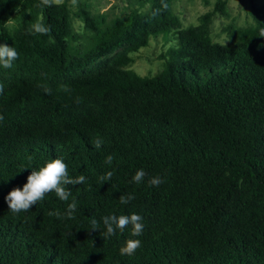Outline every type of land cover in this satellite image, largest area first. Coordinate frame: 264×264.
Here are the masks:
<instances>
[{
	"label": "trees",
	"instance_id": "trees-1",
	"mask_svg": "<svg viewBox=\"0 0 264 264\" xmlns=\"http://www.w3.org/2000/svg\"><path fill=\"white\" fill-rule=\"evenodd\" d=\"M133 1L111 25L80 5L93 42L78 50L66 1L0 0V43L19 53L0 67V264H264L263 8L219 44L212 14L183 29L178 0ZM151 38L169 46L163 69L141 77L128 66ZM56 157L85 182L67 186L68 201L52 192L27 212L9 211L5 196ZM153 176L164 183L149 186ZM123 194L135 199L121 205ZM132 213L143 217L140 236L131 225L110 238L89 228ZM128 239L142 246L122 256Z\"/></svg>",
	"mask_w": 264,
	"mask_h": 264
},
{
	"label": "rangeland",
	"instance_id": "rangeland-1",
	"mask_svg": "<svg viewBox=\"0 0 264 264\" xmlns=\"http://www.w3.org/2000/svg\"><path fill=\"white\" fill-rule=\"evenodd\" d=\"M55 3L66 1L71 12V21L75 39L72 47L83 50L93 42L92 32L84 28L81 19L76 17L80 5L88 6L93 17L103 16L105 24L111 25L115 18L125 17L138 5L133 0H53ZM224 4L220 7L219 4ZM263 8L264 0H178L173 4V12L179 17L181 28L186 29L197 25L199 19L206 14H212L209 23V35L214 43L228 44L231 34L254 24L252 8ZM147 7L142 10H146ZM264 20V19H263ZM264 22V21H263ZM168 44L161 38L149 40L148 46L133 54V62L128 69L138 76L153 78L162 69L164 60L159 59Z\"/></svg>",
	"mask_w": 264,
	"mask_h": 264
},
{
	"label": "clouds",
	"instance_id": "clouds-1",
	"mask_svg": "<svg viewBox=\"0 0 264 264\" xmlns=\"http://www.w3.org/2000/svg\"><path fill=\"white\" fill-rule=\"evenodd\" d=\"M33 29L37 33L47 31L41 23L33 25ZM260 36H264V30L261 31ZM19 58V53L15 47L7 43H0V67L10 69L13 67L15 61ZM104 141L102 137H97L94 148H100ZM114 160L113 155L106 157V163L111 165ZM28 167H25L26 169ZM147 173L143 168L137 169L131 176V182L137 185L144 182ZM113 176L112 171H107L100 177L101 184L105 181H111ZM86 177L80 175L78 177H71L68 174V165L63 159L56 157L44 161L42 166L32 168L30 175L27 177V182L22 188L17 187L11 190L6 196L5 201L8 205L9 211L14 214L27 212L36 205L38 201H42L46 194L54 192L61 201H68L71 196V191L67 188L68 185L81 184L85 182ZM149 186H159L164 183V178L161 176H153L149 181ZM135 199L132 194H123L119 198L121 205H127L131 200ZM77 205L75 202L69 204L68 215L71 216ZM59 216L60 213H55ZM101 222L103 229H101ZM131 225V235L140 236L143 229V217L139 214L132 213L131 215H116L110 214L103 216L101 220L95 218L91 219L90 227L92 230H100L104 238H110L116 235L117 230L121 233L126 227ZM142 246L140 239H128L119 249L122 256H132L137 249Z\"/></svg>",
	"mask_w": 264,
	"mask_h": 264
}]
</instances>
